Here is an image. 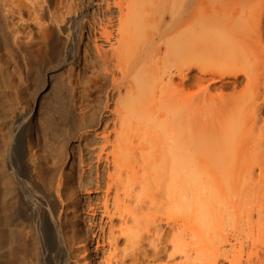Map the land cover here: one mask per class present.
Masks as SVG:
<instances>
[{
  "label": "rangeland",
  "instance_id": "374dc122",
  "mask_svg": "<svg viewBox=\"0 0 264 264\" xmlns=\"http://www.w3.org/2000/svg\"><path fill=\"white\" fill-rule=\"evenodd\" d=\"M41 1L0 0V159L12 149L13 164L21 174L26 175L30 163L34 162L39 168V184L28 183V191L31 206L40 210L41 214L44 215L55 193L60 196L66 205L65 217L68 216L67 220L70 221L67 226L74 227L75 233L67 232L75 239L70 264H132L133 254H139L140 264L154 261L162 264L256 262L264 252V174L258 168V156L255 155L252 162L251 173L239 175L231 182L232 189L227 187L224 190L221 203V199L215 201L214 191L205 185L196 192L200 179H208L205 175L207 172L200 175L199 184L193 182L191 196L202 204L203 211L201 214L199 210L197 214L194 212L192 222L195 225L201 223L203 237L197 239L190 231L178 230L176 225L182 224L183 217L180 211L173 210L179 219L170 222L171 212L167 210L168 205L161 191L154 185H151L154 189L149 193L142 188L140 177L145 164L140 156L129 157L134 172L121 170L112 161L114 124L107 106L113 110L119 98L113 95L112 77L104 76L106 66L98 47H102L103 52L110 49L101 36L105 30L117 35L119 13L112 6L117 0H50L48 7L50 12L57 14L61 34L47 43H42L38 28L30 17L32 12L39 9ZM160 3L163 4V1L140 4L136 12L140 13V17H145L150 6L162 10ZM205 3L214 6L211 10L213 20L208 18L203 24L192 27L185 42L192 48L206 47L201 50L200 57L203 61L209 60L212 46H207L212 43L206 41L205 33L211 24V28L219 29L217 31L222 36L235 35L239 40L236 42L238 50L234 52L245 57L248 55L258 64V56L264 54V0H200L195 2L194 8ZM109 4L111 10L113 8V13L108 11L110 14L106 11ZM17 11L22 13L25 22L19 21L18 13L5 19L8 12ZM74 14H86L87 20L75 65L65 51L75 27L63 33L67 19ZM169 20L165 15L164 19L159 18L152 26L148 23V33L154 35L158 45L162 44L159 41L164 30L162 21L166 23ZM263 63H259L261 67L252 87L259 103L264 97ZM246 79V76L241 77L242 85L237 92L230 87L223 90V94L240 99L241 91L247 84ZM216 91L217 86L212 85V95L222 94ZM107 97H112L109 104ZM219 109V101L208 102L203 107V117L206 120L211 117L212 121ZM18 112L25 116L14 130L13 146L10 147V120ZM210 123L200 126L198 138L205 136L206 131L207 134L211 132ZM255 124L256 128L264 130V113ZM227 126H236V122L231 119ZM106 129L111 133L110 143L105 140ZM138 143L135 141L134 146ZM134 173L139 177L137 180ZM61 176L62 186L58 189ZM214 177L209 179L214 182ZM132 178L136 181L132 182ZM238 181L241 187L248 188L250 194L244 206L233 191ZM148 195L154 197L152 202L156 201V205L150 202ZM231 201L238 202L241 207L236 214L230 207ZM126 209L141 210L142 216L149 214L152 217L125 226L121 215L126 214ZM129 226L138 229V239L132 248L128 247L122 235V231ZM51 235L46 231L47 250H55V253L52 251L48 255V262L43 264H64V257L56 253V244ZM176 236L177 242L180 239L181 249L192 251L189 252L190 258L174 251L172 241ZM173 254H176L175 257L170 258Z\"/></svg>",
  "mask_w": 264,
  "mask_h": 264
},
{
  "label": "bare ground",
  "instance_id": "6f19581e",
  "mask_svg": "<svg viewBox=\"0 0 264 264\" xmlns=\"http://www.w3.org/2000/svg\"><path fill=\"white\" fill-rule=\"evenodd\" d=\"M151 1L155 0H117L112 5L119 13L117 35L114 36L109 30L101 33L110 46L109 51L104 52L102 47H98L106 66L104 76L112 77L113 95L119 98L113 110L107 106V111L113 117L115 136L111 157L116 167L134 172L135 168L129 162V157L139 155L145 164L140 177L142 188L148 193L154 188L159 189L168 205L167 210L171 212L169 221H178L179 217L173 210H179L183 215L182 224L173 225L178 226V230L192 232L199 239L203 237V229L201 223L195 225L192 222V215L194 212L197 214L198 210L201 214L203 209L201 210L200 202L198 204L192 199L193 182L198 183L199 176H203L204 172H207L205 175L208 179H213L212 176L217 173L214 182L211 179H200L196 192L200 191V186L205 185L214 191L215 201L221 199V203L224 190L232 189L231 182L239 175L251 173L255 155L259 160L258 168L264 174V130L256 128L255 124L264 113V97L262 103H259L252 88L253 79L261 67L259 63L264 61V54L258 56L260 62L257 60V64L248 55L245 57L234 52L238 50L236 42L239 39L235 35L222 36L217 31L219 29H212L210 24L205 35L206 41L212 43L207 46H212V52L209 60L203 61L200 52L206 47L192 48L185 39L192 27L203 24L208 18L213 20L211 10L214 6L210 5L211 2L196 5L195 9V2L200 0H162L163 4L161 2L159 5L162 10L157 6H150L146 16L140 17V13L136 12L139 5ZM48 4L50 0H42L39 9L30 14L42 43L61 34L57 14L50 12ZM106 8L107 12L113 10L110 4ZM14 13H18L19 21L25 22L20 11L8 12L5 19L8 20L9 15ZM165 15L170 20L166 23L162 21L164 30L159 38L162 44L158 45L154 35H149L147 27L148 23L152 26L159 18L164 19ZM86 21V14H74L67 19L63 30V33L70 32V28L75 27L65 45L66 56L74 65L84 38ZM107 59L110 61L109 66ZM242 76H246L247 84L241 91L240 99L235 100L223 94V90L230 87L237 92L242 85ZM212 85L217 86L218 93L220 91L222 94L212 95ZM195 90L198 91L194 94ZM111 98L107 97V104L112 101ZM217 101L220 109L213 115L212 121L210 117V121L206 122L208 120L203 117L202 112L204 105ZM24 116V113L18 112L10 120V147L13 146L14 130ZM231 119L236 122V126H227ZM204 123H210L212 130L208 134L203 131L205 136L198 138V130ZM105 131V140L110 143L111 133L107 129ZM135 141L139 143L134 146ZM13 162L10 149L0 159V264L47 263L48 255L52 251L55 253V250H47L46 231L53 234L51 236L56 244V253L64 257V264H70L75 239L67 232L75 233L74 227H68L66 205L55 193L44 215L36 207H32L28 183L39 184L41 172L33 162L27 166L26 175L21 174ZM135 174L134 178L137 180L139 177ZM193 176L196 177L193 179ZM134 178L131 179L132 182L136 181ZM62 180V176L59 177L58 189L62 186ZM233 191L240 197L243 206L250 199L248 188L241 187L240 181ZM148 198L156 205V201L152 202L154 197L148 195ZM229 204L234 214L241 208L238 202L231 201ZM140 212L141 210L126 209V214L121 215L122 223L128 226L130 223L136 224L142 218L152 217L149 214L142 216ZM110 218L112 219L111 216ZM122 235L128 247L132 248L138 239V229L136 226H129L122 231ZM175 238L172 241L174 251L190 258L189 252L192 251L181 249L180 239L177 242V236ZM131 260L132 264H140L139 254H133ZM149 264L162 263L154 261ZM249 264H264V252L256 262Z\"/></svg>",
  "mask_w": 264,
  "mask_h": 264
}]
</instances>
